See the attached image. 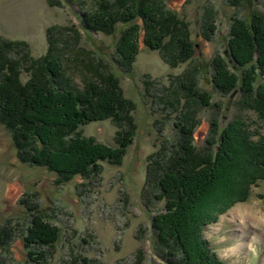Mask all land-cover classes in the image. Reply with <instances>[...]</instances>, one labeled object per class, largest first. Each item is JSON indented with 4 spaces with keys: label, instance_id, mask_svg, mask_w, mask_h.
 I'll use <instances>...</instances> for the list:
<instances>
[{
    "label": "rangeland",
    "instance_id": "374dc122",
    "mask_svg": "<svg viewBox=\"0 0 264 264\" xmlns=\"http://www.w3.org/2000/svg\"><path fill=\"white\" fill-rule=\"evenodd\" d=\"M96 1L0 0V41L21 47L13 64L22 83L32 71L27 59L22 61L23 52L26 58L41 59L51 37L54 53L59 49L66 55V83L82 88L88 74L84 64H103L104 72L118 78L124 98L133 104L127 113L129 122L105 119L78 128L81 136L111 147H118L123 134H132L121 161L101 162L98 173L76 176L64 184L57 183L56 174L45 167L21 162L9 131L0 124V264H180L172 255H179L175 246L162 250L154 245L150 220L165 219L159 213L164 201L155 198L154 184L147 185L154 155L169 156L168 162L186 141L206 151L212 147L207 140L234 118L245 119L254 133L264 137V120L246 108L245 97L236 90L221 94L210 83L214 58L235 70L228 50L233 19L253 13L264 24V0H161L169 12L177 14V29L185 25L190 41L196 44L192 57L172 67L141 38L129 71L115 61L123 26L112 35H93L81 28L77 8L92 9ZM179 77L196 82L198 92L206 93V105L205 98L201 103L189 99L185 105ZM177 97L180 102L175 106ZM185 106L196 125L179 140L178 113ZM263 200L261 181L245 202L234 204L217 222L204 227L205 237L227 264H264ZM33 215L57 228L59 237L52 246H26ZM170 231L161 232V237ZM29 251L35 254L30 256Z\"/></svg>",
    "mask_w": 264,
    "mask_h": 264
},
{
    "label": "trees",
    "instance_id": "16d2710c",
    "mask_svg": "<svg viewBox=\"0 0 264 264\" xmlns=\"http://www.w3.org/2000/svg\"><path fill=\"white\" fill-rule=\"evenodd\" d=\"M108 1L98 0L92 9H77L81 11L79 19L84 32L112 35L123 26L115 46V61L121 68L131 69L141 38L146 47L159 50L172 67L192 57L196 44L190 41L185 25L183 30L177 29V14L169 12L164 1ZM233 21L228 50L235 70L214 58L210 83L221 94L239 91L245 97L246 108L264 120V24L253 13ZM49 38L48 52L41 59L26 58L23 52L22 61L27 59L26 64L32 69L25 83L13 64L21 47L16 44L13 48L11 43L0 41V124L9 131L21 162L45 167L56 174L57 183L64 184L76 176L98 173L101 162L121 161L132 134H123L118 147H111L81 136L78 128L105 119L129 122L127 113L133 104L124 98L118 78L104 72L103 64H84L89 75L84 77L82 88L66 83V55L59 49L54 53ZM178 81L185 105L196 98L200 103L205 98L206 105V93L198 92L195 81L181 77ZM179 99H175V106ZM178 114L181 126L177 124V133H181V140L189 136L196 124L191 122L187 106ZM214 136L207 140L212 147L206 151H199V147L186 141L178 147L180 152H172L175 157L168 162L165 160L169 156L156 153L147 179V185L154 184L155 198L164 201L159 213L165 219L150 220L154 245L161 249L175 246L179 255H172L179 258L180 264H227L209 237H205L204 227L217 222L220 214L234 204L245 202L252 187L264 181V137L254 133L245 119H232ZM163 231L170 234L163 238ZM58 237L55 226L44 217L33 215L24 242L28 247L52 246Z\"/></svg>",
    "mask_w": 264,
    "mask_h": 264
}]
</instances>
